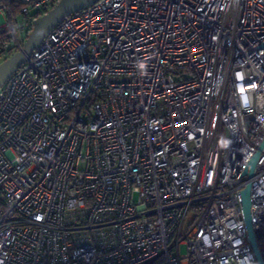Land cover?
<instances>
[{
	"label": "built area",
	"instance_id": "obj_1",
	"mask_svg": "<svg viewBox=\"0 0 264 264\" xmlns=\"http://www.w3.org/2000/svg\"><path fill=\"white\" fill-rule=\"evenodd\" d=\"M59 1L0 0L3 47ZM263 45L264 0L63 19L0 88V264H258L247 186L264 263Z\"/></svg>",
	"mask_w": 264,
	"mask_h": 264
},
{
	"label": "water",
	"instance_id": "obj_2",
	"mask_svg": "<svg viewBox=\"0 0 264 264\" xmlns=\"http://www.w3.org/2000/svg\"><path fill=\"white\" fill-rule=\"evenodd\" d=\"M99 0H60L49 11L39 16L33 21L32 30L23 43L22 49L15 52L0 63V88L7 81V79L16 72L26 58L30 56L32 51L43 41V39L56 27L63 19L81 11ZM264 48V45L262 46ZM262 145L259 151L262 149ZM259 151L254 155L249 163L250 176L254 168ZM240 206L244 220L247 240L251 246L252 252L258 264H264L260 255L257 242L252 231L251 216H250V201H249V187L247 186L239 194Z\"/></svg>",
	"mask_w": 264,
	"mask_h": 264
},
{
	"label": "rangeland",
	"instance_id": "obj_3",
	"mask_svg": "<svg viewBox=\"0 0 264 264\" xmlns=\"http://www.w3.org/2000/svg\"><path fill=\"white\" fill-rule=\"evenodd\" d=\"M5 23H6L5 17L0 14V26H4ZM23 23H24V20L23 19L17 18V25H23ZM28 35H29V33L27 35L20 34L18 36V43H19V45H21V46L23 45V43L25 42V40H26V38H27ZM11 51H12V54H14L17 51V48H13ZM185 253H186L185 246L184 245H181L180 248H179V254H180V256L181 257L184 256Z\"/></svg>",
	"mask_w": 264,
	"mask_h": 264
},
{
	"label": "trees",
	"instance_id": "obj_4",
	"mask_svg": "<svg viewBox=\"0 0 264 264\" xmlns=\"http://www.w3.org/2000/svg\"><path fill=\"white\" fill-rule=\"evenodd\" d=\"M53 7V5H51L49 8L45 9L43 12L37 14L39 16L43 15L44 13H46L47 11H49L51 8ZM11 38H9L7 35H1L0 36V63L5 60L6 58H8L9 56L12 55V49H6L3 47V43H7L10 42Z\"/></svg>",
	"mask_w": 264,
	"mask_h": 264
}]
</instances>
